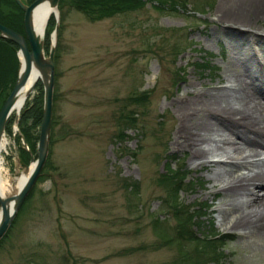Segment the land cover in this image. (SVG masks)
Wrapping results in <instances>:
<instances>
[{
    "label": "rangeland",
    "instance_id": "rangeland-1",
    "mask_svg": "<svg viewBox=\"0 0 264 264\" xmlns=\"http://www.w3.org/2000/svg\"><path fill=\"white\" fill-rule=\"evenodd\" d=\"M206 1L197 14L192 6L173 12L146 3L95 21L64 2L58 12L48 161L0 242V264H185L178 250L190 251L194 242L166 240L175 237V217L163 211L166 190L158 179L168 164L184 170L183 183L191 181L189 189L177 190V200L205 201L212 223L208 236L210 231L230 236H223L221 264H264V234L234 224L237 213L247 211L248 198L229 202L224 191L228 165L248 151L234 149L219 131L206 136L201 158L176 143L178 103L189 102L192 92L217 88L221 106L238 107L246 97L233 77L240 68L232 59V40L222 32L228 23L218 12L244 0H210V6ZM245 23L248 29L238 26L240 31L264 36V12ZM261 43H243L251 60H264ZM203 55L214 71L194 65ZM12 86L11 81L3 95ZM38 91L35 86L29 98ZM143 91L149 93L145 101L126 99ZM126 110L136 122L125 130L130 138L116 146L112 139L124 126L120 115ZM16 130L12 124L14 133L5 135L0 151L1 176L12 179L24 164L18 154L30 151ZM126 179L137 181V188L123 187Z\"/></svg>",
    "mask_w": 264,
    "mask_h": 264
},
{
    "label": "bare ground",
    "instance_id": "bare-ground-1",
    "mask_svg": "<svg viewBox=\"0 0 264 264\" xmlns=\"http://www.w3.org/2000/svg\"><path fill=\"white\" fill-rule=\"evenodd\" d=\"M47 12L45 2L37 5L32 12V24L40 37ZM218 12L219 18L228 23L229 28L225 27L226 29H223L222 32L226 37L228 36L229 40H232L230 46L233 58H231L237 62L240 68L233 77L238 81L240 88L246 92V97L238 107L221 106V92L217 88L209 87L204 91L192 92L193 96L189 102L178 103L180 126L176 131V143L189 147L193 157L201 158L207 152L201 146L205 142L206 136L210 132L219 131L227 136L226 143L233 146L234 149L248 151L242 161L228 165L230 166V169L227 170L229 177L224 191L229 202L241 196L248 198L245 202L247 211L237 213L235 226L240 229L249 228L264 234V60L261 61L254 56L253 60H256L252 64L253 60L243 46L247 40L248 42L250 40L259 41L264 44V36H257V31L248 33L244 29L245 31L242 32L240 31L242 28L238 27L245 26L248 29L249 25L245 23L246 17L258 18L264 12V0H244L238 6L235 5L228 10L218 9ZM230 25L233 27L236 25L238 28L232 30ZM260 31L264 35V27ZM36 78L37 72L31 71L16 96L13 110L20 109L29 84ZM2 138L0 141L1 150L5 144V138ZM248 159L253 160L248 161ZM1 164L2 157H0V166ZM32 165L31 163L27 171L20 172L15 179L1 176L0 173V196L16 192ZM240 168L246 172L239 173Z\"/></svg>",
    "mask_w": 264,
    "mask_h": 264
},
{
    "label": "trees",
    "instance_id": "trees-1",
    "mask_svg": "<svg viewBox=\"0 0 264 264\" xmlns=\"http://www.w3.org/2000/svg\"><path fill=\"white\" fill-rule=\"evenodd\" d=\"M25 3H29L32 0H22ZM66 0H58L57 8L60 11L62 5ZM71 6L76 10L81 11L89 20L95 21L102 19L104 17H110L117 13L127 12L136 10L146 3L151 4L155 9L160 11H173L176 12L178 9H187V6H192V14H197L198 5L201 0H67ZM211 1H206V6H210ZM60 19V18H59ZM0 24L19 32L24 36L23 24H22V11L17 6L14 0H0ZM54 26V18L49 15L44 28L43 44L44 50L48 47V37ZM59 27V26H58ZM59 29V28H58ZM58 37V33H57ZM57 44V42H56ZM17 46L7 40L0 38V90L1 94L5 89L9 88L10 82L14 83L16 71L18 68V59L16 56ZM56 53L54 51V58ZM194 65L199 67V69L207 72L213 70V66L210 65L209 60L206 56H200L199 61H195ZM200 72V73H201ZM36 88H39L38 94L34 98H27L19 111V116L17 120V128L20 136L23 137L26 143L29 144V149L32 153L35 152V143L37 140V130L41 117V105H42V89L40 82L36 83ZM148 92H141L137 96H130L126 99L128 101H145L148 97ZM54 94H52V99ZM123 119L124 126L120 127L117 133L112 139L117 145L121 143L126 138H130L129 134L125 132L127 127H133L136 118L132 110H126L125 114L120 115ZM12 120V116L9 117L6 125V131L9 133V123ZM53 120H51V124ZM51 128V126H50ZM51 136V130H50ZM49 138V144H50ZM23 152V153H22ZM19 159L27 162L29 159L28 151L21 150L18 154ZM48 158L44 164H46ZM167 163V162H165ZM169 165V164H168ZM166 166L161 177L158 179L162 186L165 188V196L161 198V202H164L168 207L165 212H172L175 217V224L173 226L175 237L166 238L167 242H171L172 239H178L180 241L194 242L190 251L178 250L179 259L184 261L185 264H221V259L224 253L221 251V247L225 241L223 236L227 239L230 238L229 235H220L210 231V236H208L207 228L211 226L210 221V205L205 201L201 202H191V204H184L177 200L176 194L179 189H189L191 185L190 180L187 182H182L184 177V170L181 168L173 169ZM42 174V170L41 173ZM124 182L123 187L129 186L130 189L137 188V181L129 180ZM31 192V191H30ZM30 192L24 198L22 204L20 205L18 211L13 217L11 224L9 225L7 231L0 239V242L4 237L7 236L10 228L15 222V218L19 211H21L25 201L29 197ZM156 220V217L154 218ZM181 245V244H180Z\"/></svg>",
    "mask_w": 264,
    "mask_h": 264
},
{
    "label": "water",
    "instance_id": "water-1",
    "mask_svg": "<svg viewBox=\"0 0 264 264\" xmlns=\"http://www.w3.org/2000/svg\"><path fill=\"white\" fill-rule=\"evenodd\" d=\"M14 1L23 13L22 23L24 36L0 24V38L7 39L17 46L16 53L18 57V69L14 84L0 107V136L2 134L5 118L12 110L16 101V96L24 86L31 71L37 72V78L29 84L24 99L33 90L36 82L39 81L42 88V105L35 158L28 150L30 153L29 164H33L32 168L16 192L0 196V239L5 234L17 210L30 191L35 179L39 176L47 157L54 75L53 53L58 29V0H33L28 4L21 0ZM43 2L46 3L48 12L43 20L42 34L40 37L32 24V12L37 5ZM50 14L54 17V27L49 34L48 48L45 53L43 49V30ZM29 164H23L21 172L25 173ZM19 174L20 172L16 171V175L18 176Z\"/></svg>",
    "mask_w": 264,
    "mask_h": 264
},
{
    "label": "flooded vegetation",
    "instance_id": "flooded-vegetation-1",
    "mask_svg": "<svg viewBox=\"0 0 264 264\" xmlns=\"http://www.w3.org/2000/svg\"><path fill=\"white\" fill-rule=\"evenodd\" d=\"M14 84V83H13ZM6 95H3L1 94V90H0V107L2 106L3 104V101L5 99ZM9 117L10 115H8L6 118H5V121H4V125H3V130H2V134L0 136V141L3 139L2 137L5 138V135H8V136H11L14 132L12 131V124H14V118L12 117V120L11 122L9 123V133L6 131V125H7V121L9 120ZM13 132V133H12ZM17 132V131H16ZM17 134H15L16 136ZM1 151V149H0Z\"/></svg>",
    "mask_w": 264,
    "mask_h": 264
}]
</instances>
